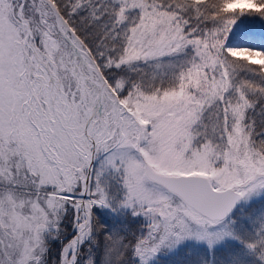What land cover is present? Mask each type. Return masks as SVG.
<instances>
[{"label":"snow or ice","instance_id":"6c2138e0","mask_svg":"<svg viewBox=\"0 0 264 264\" xmlns=\"http://www.w3.org/2000/svg\"><path fill=\"white\" fill-rule=\"evenodd\" d=\"M257 24L264 0H0V264H264Z\"/></svg>","mask_w":264,"mask_h":264},{"label":"rangeland","instance_id":"374dc122","mask_svg":"<svg viewBox=\"0 0 264 264\" xmlns=\"http://www.w3.org/2000/svg\"><path fill=\"white\" fill-rule=\"evenodd\" d=\"M254 31H256L257 33L260 34V36L264 33V28H261V26L259 24L254 26ZM262 37V36H261ZM264 37V36H263ZM71 231V229L69 228L68 231Z\"/></svg>","mask_w":264,"mask_h":264},{"label":"trees","instance_id":"16d2710c","mask_svg":"<svg viewBox=\"0 0 264 264\" xmlns=\"http://www.w3.org/2000/svg\"><path fill=\"white\" fill-rule=\"evenodd\" d=\"M261 36L263 37L264 36V33ZM57 250H58V247L57 246H52V255H53V257H55V255L57 253Z\"/></svg>","mask_w":264,"mask_h":264}]
</instances>
